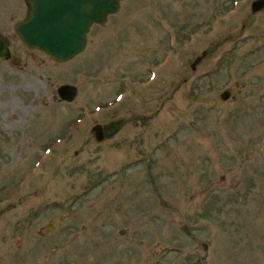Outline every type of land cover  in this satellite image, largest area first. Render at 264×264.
<instances>
[{"label": "rangeland", "instance_id": "obj_1", "mask_svg": "<svg viewBox=\"0 0 264 264\" xmlns=\"http://www.w3.org/2000/svg\"><path fill=\"white\" fill-rule=\"evenodd\" d=\"M254 1L125 0L63 64L7 38L0 264H264ZM22 5L0 0V20Z\"/></svg>", "mask_w": 264, "mask_h": 264}, {"label": "water", "instance_id": "obj_2", "mask_svg": "<svg viewBox=\"0 0 264 264\" xmlns=\"http://www.w3.org/2000/svg\"><path fill=\"white\" fill-rule=\"evenodd\" d=\"M125 0H24L27 12L15 31L21 42L29 49L39 50L54 63L63 64L82 53L87 44V35L93 25H104L107 17L119 12ZM264 9V0H255L250 11L258 13ZM0 58L9 59L8 50L0 42ZM199 60V59H197ZM58 98L73 103L77 87L61 85L56 90ZM226 90L220 94L222 101L231 97ZM93 130L98 140L103 138L101 126ZM264 152V149H263ZM53 225H47L50 231ZM206 248V245H203Z\"/></svg>", "mask_w": 264, "mask_h": 264}, {"label": "flooded vegetation", "instance_id": "obj_3", "mask_svg": "<svg viewBox=\"0 0 264 264\" xmlns=\"http://www.w3.org/2000/svg\"><path fill=\"white\" fill-rule=\"evenodd\" d=\"M22 8H21V14H11L9 16L6 15L5 18L0 20V42L1 44L4 46L5 50H8V54H9V59L8 60H4L3 58H0V63H7L10 65V67L15 68V69H19L21 68V62L16 59V56L14 55V53L12 52L11 48H10V44L9 41L7 40V38H13L16 39L21 46L26 49V50H31L28 49L19 39L18 34L15 31V28L17 26V24H19V22H22L23 19L26 16V12H27V8L25 5L24 0H22ZM19 7H17V12L19 11ZM111 17V16H110Z\"/></svg>", "mask_w": 264, "mask_h": 264}]
</instances>
